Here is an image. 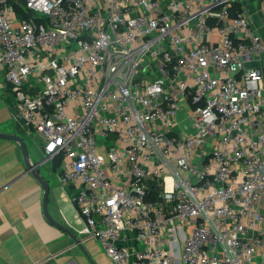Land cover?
<instances>
[{
	"label": "built area",
	"instance_id": "obj_1",
	"mask_svg": "<svg viewBox=\"0 0 264 264\" xmlns=\"http://www.w3.org/2000/svg\"><path fill=\"white\" fill-rule=\"evenodd\" d=\"M236 1L0 0L18 117L115 264H264V39Z\"/></svg>",
	"mask_w": 264,
	"mask_h": 264
},
{
	"label": "crops",
	"instance_id": "obj_2",
	"mask_svg": "<svg viewBox=\"0 0 264 264\" xmlns=\"http://www.w3.org/2000/svg\"><path fill=\"white\" fill-rule=\"evenodd\" d=\"M244 7L255 31L264 39V7L259 0H237ZM16 97L0 70V131L20 135L33 161L42 159L39 169L49 184L47 207L52 217L71 229L83 242L84 251L44 214V188L27 169L18 141L0 137V262L2 264H115L100 241L82 232L86 226L72 200L74 185L58 180L61 163L46 160L43 140L18 117ZM181 120L178 128H185ZM45 159V160H44ZM116 185L129 181L124 169L110 170ZM135 233L127 232L126 244L135 247ZM132 264L135 260L132 259Z\"/></svg>",
	"mask_w": 264,
	"mask_h": 264
},
{
	"label": "water",
	"instance_id": "obj_3",
	"mask_svg": "<svg viewBox=\"0 0 264 264\" xmlns=\"http://www.w3.org/2000/svg\"><path fill=\"white\" fill-rule=\"evenodd\" d=\"M264 69V67H263ZM0 137H4V138H10V139H14L16 141H18L21 145V150L23 153V157H24V161L25 164L27 166V169L29 171H31L33 173V175L35 176V178L42 184L45 192H44V197H43V209H44V214L47 217V219L53 223L54 225L60 227L63 231L67 232L75 241L76 245H78L83 251L84 253L87 255V257L90 259V261H92L90 255L88 254V252L86 251V249L84 248L83 242L82 240L68 227H66L65 225H63L62 223H60L59 221L55 220L51 213L48 210L47 207V195H48V191H49V184L46 181V179L42 176V174L40 173V165L43 162L42 159L37 160V161H33L30 157V153L26 147V144L24 142V139L20 136V135H16V134H11V133H4L0 131ZM93 264H95L93 262Z\"/></svg>",
	"mask_w": 264,
	"mask_h": 264
},
{
	"label": "trees",
	"instance_id": "obj_4",
	"mask_svg": "<svg viewBox=\"0 0 264 264\" xmlns=\"http://www.w3.org/2000/svg\"><path fill=\"white\" fill-rule=\"evenodd\" d=\"M10 2L14 5V7L17 11V14L20 18L31 15V13L28 12L24 7V0H10ZM231 10L233 13L241 11L242 8H241L240 3L237 1L234 2ZM55 160L58 162L60 161V159H55Z\"/></svg>",
	"mask_w": 264,
	"mask_h": 264
},
{
	"label": "rangeland",
	"instance_id": "obj_5",
	"mask_svg": "<svg viewBox=\"0 0 264 264\" xmlns=\"http://www.w3.org/2000/svg\"><path fill=\"white\" fill-rule=\"evenodd\" d=\"M179 118L181 119V113L179 114ZM260 259H261V258H260ZM260 259H259V260H260Z\"/></svg>",
	"mask_w": 264,
	"mask_h": 264
}]
</instances>
